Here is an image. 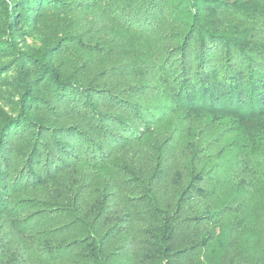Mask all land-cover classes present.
Listing matches in <instances>:
<instances>
[{
    "label": "trees",
    "instance_id": "obj_1",
    "mask_svg": "<svg viewBox=\"0 0 264 264\" xmlns=\"http://www.w3.org/2000/svg\"><path fill=\"white\" fill-rule=\"evenodd\" d=\"M1 99L0 264H264V0H0Z\"/></svg>",
    "mask_w": 264,
    "mask_h": 264
},
{
    "label": "rangeland",
    "instance_id": "obj_2",
    "mask_svg": "<svg viewBox=\"0 0 264 264\" xmlns=\"http://www.w3.org/2000/svg\"><path fill=\"white\" fill-rule=\"evenodd\" d=\"M6 101H7V99H1L0 100V103H1V105L3 106V107H5V108H7V103H6ZM204 125L202 124V127H203ZM212 126V125H211ZM212 128H213V126H212ZM220 129V128H219ZM218 129V130H219ZM214 130H216L215 128H214ZM262 189V188H261ZM32 192V191H31ZM264 204H259V208L260 209H263L262 211H261V213H262V215L264 216Z\"/></svg>",
    "mask_w": 264,
    "mask_h": 264
}]
</instances>
